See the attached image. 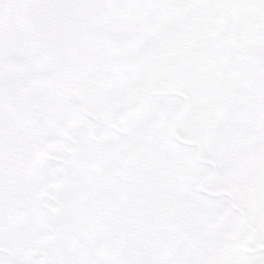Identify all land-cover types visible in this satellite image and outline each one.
I'll list each match as a JSON object with an SVG mask.
<instances>
[{"label":"snow or ice","instance_id":"6c2138e0","mask_svg":"<svg viewBox=\"0 0 264 264\" xmlns=\"http://www.w3.org/2000/svg\"><path fill=\"white\" fill-rule=\"evenodd\" d=\"M0 264H264V0H0Z\"/></svg>","mask_w":264,"mask_h":264}]
</instances>
